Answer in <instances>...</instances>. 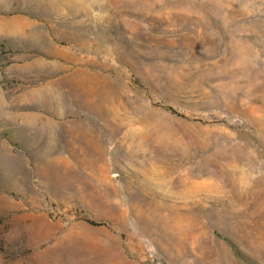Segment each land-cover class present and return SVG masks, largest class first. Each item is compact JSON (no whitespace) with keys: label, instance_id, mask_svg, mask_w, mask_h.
Masks as SVG:
<instances>
[{"label":"rangeland","instance_id":"374dc122","mask_svg":"<svg viewBox=\"0 0 264 264\" xmlns=\"http://www.w3.org/2000/svg\"><path fill=\"white\" fill-rule=\"evenodd\" d=\"M0 264H264V0H0Z\"/></svg>","mask_w":264,"mask_h":264}]
</instances>
